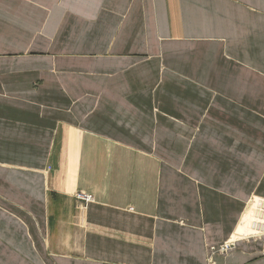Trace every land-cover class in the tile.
I'll list each match as a JSON object with an SVG mask.
<instances>
[{"label":"crops","instance_id":"crops-1","mask_svg":"<svg viewBox=\"0 0 264 264\" xmlns=\"http://www.w3.org/2000/svg\"><path fill=\"white\" fill-rule=\"evenodd\" d=\"M263 209L264 0H0V264H264Z\"/></svg>","mask_w":264,"mask_h":264},{"label":"built area","instance_id":"built-area-1","mask_svg":"<svg viewBox=\"0 0 264 264\" xmlns=\"http://www.w3.org/2000/svg\"><path fill=\"white\" fill-rule=\"evenodd\" d=\"M76 199L81 201V202H88L90 200L93 199V196L91 194L85 193V192H78L75 194ZM264 212V209L262 212H260L259 214H262ZM264 214V213H263ZM259 224L258 220H255L254 222H252V225L255 226ZM260 234H264V231H259L257 232L255 235H260ZM254 235V234H253ZM234 241L229 239L227 242H225L222 246L221 249L222 250H229L233 247Z\"/></svg>","mask_w":264,"mask_h":264},{"label":"rangeland","instance_id":"rangeland-1","mask_svg":"<svg viewBox=\"0 0 264 264\" xmlns=\"http://www.w3.org/2000/svg\"><path fill=\"white\" fill-rule=\"evenodd\" d=\"M78 192H83V191H78ZM77 192V193H78ZM76 196V195H75ZM254 197V196H253ZM253 197H251L249 200H248V203L253 199ZM79 201V200H78ZM81 202V201H80ZM82 204L84 203V202H81ZM257 220V219H256ZM255 220H252L248 225H251V226H253L252 225V222H254ZM248 235H251V234H248ZM232 239V238H231Z\"/></svg>","mask_w":264,"mask_h":264},{"label":"bare ground","instance_id":"bare-ground-1","mask_svg":"<svg viewBox=\"0 0 264 264\" xmlns=\"http://www.w3.org/2000/svg\"><path fill=\"white\" fill-rule=\"evenodd\" d=\"M231 240H233V241H234V238H232ZM235 241H236V240H235ZM235 241H234V242H235ZM249 241H250V240H249Z\"/></svg>","mask_w":264,"mask_h":264}]
</instances>
